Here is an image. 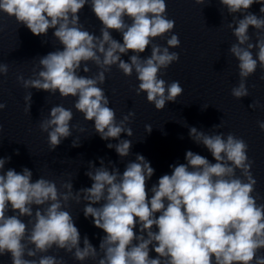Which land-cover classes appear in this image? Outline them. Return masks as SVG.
<instances>
[{"label": "clouds", "instance_id": "1", "mask_svg": "<svg viewBox=\"0 0 264 264\" xmlns=\"http://www.w3.org/2000/svg\"><path fill=\"white\" fill-rule=\"evenodd\" d=\"M219 3L233 16L227 27L236 43L228 51L238 61L239 83L231 95L240 100L249 96L247 78L258 68L264 72V0ZM253 4L261 5V15L249 11ZM86 5L102 25L99 35L80 22L79 13ZM0 12L35 36H47L53 30L61 45L39 57L30 78L19 75L17 80L25 89L76 98L74 108L86 121L94 122L95 133L102 140L118 141L106 146L115 149L121 160L131 154L132 141L121 139V134L133 135L127 125L135 113L130 111L118 121L109 106L100 85L112 66L125 76L135 72L136 94L145 93L157 111L183 94L179 81L168 83L161 78V70L179 61V53L170 49L181 43L174 33L175 20L167 16L166 0H0ZM250 27L255 29V42ZM113 31L121 34L122 42L112 36ZM170 33L166 46L153 42ZM147 48L151 54L142 58ZM129 52V60H123ZM89 62L98 71L81 75V70L91 71ZM8 70L7 64L0 63V75ZM260 79L264 80V74ZM24 99L25 111L30 112L32 92ZM6 107L0 102V111ZM72 120V110L63 105L51 107L41 120L39 128L47 133L51 151L72 136ZM258 127L264 131V121H258ZM188 128L190 138L204 146L215 163L188 150L185 162L169 165L170 174L160 176L150 188L155 169L139 153L122 173L112 161L106 164L100 158L99 167L89 161L85 175L91 186L77 191L72 181L60 187L43 176L33 181L27 167L20 172L5 170L11 157H0V256L10 255L11 264H65L62 257L47 254L55 247L81 264L87 260L95 264H264V255L258 254L264 250V203L253 195L257 180L248 144L233 133L207 134ZM145 129L150 134L153 128L146 125ZM72 146L80 144L72 141ZM70 201L83 202L84 217L103 230L99 249L87 235L81 238L74 217L66 210Z\"/></svg>", "mask_w": 264, "mask_h": 264}]
</instances>
